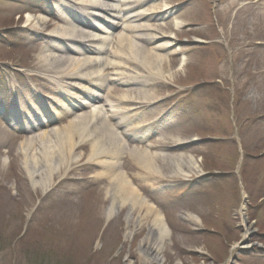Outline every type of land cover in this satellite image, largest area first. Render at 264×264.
Returning a JSON list of instances; mask_svg holds the SVG:
<instances>
[{
  "label": "rangeland",
  "instance_id": "rangeland-1",
  "mask_svg": "<svg viewBox=\"0 0 264 264\" xmlns=\"http://www.w3.org/2000/svg\"><path fill=\"white\" fill-rule=\"evenodd\" d=\"M50 2L0 0V264H264V0L187 1L179 16L156 22L175 34L169 63L174 70L185 55L181 71L171 78L164 73L154 85H113L112 95L151 93L126 119L138 121L124 131L116 129L128 147L157 155L156 169L135 162L120 143L115 147L108 138L100 142L85 130L83 139L89 141L74 136L71 151L63 152L61 159L57 155L62 163L44 190L31 185L21 166L19 144L35 132L60 128L73 116L60 115L47 127L25 131L11 115L13 104L28 100L31 89L63 102L58 93L46 91L54 86L37 73L41 70L34 55L41 34L23 26L25 11L44 13L48 24L56 23L61 15L50 9ZM174 20L181 27H172ZM193 39L207 44H181ZM107 46L112 49L113 43ZM140 47L150 48L145 43ZM110 99L114 103L115 96ZM108 108L106 116L113 113ZM164 115L169 124L158 129L155 120ZM137 128L149 131L148 146L127 139ZM192 137L213 139L186 149L174 144L176 138ZM95 141L99 155L107 158L102 164L96 155L88 158ZM188 157L209 175L184 181L190 177L178 169L196 173ZM120 172L141 196L157 204L169 229L155 261L144 257L154 235L149 220L138 223L134 217L126 222L124 210L109 220L104 216L105 188L112 184L110 176ZM185 213L200 222L186 219ZM247 227L249 233L235 245ZM247 244L249 248L243 247Z\"/></svg>",
  "mask_w": 264,
  "mask_h": 264
},
{
  "label": "bare ground",
  "instance_id": "bare-ground-1",
  "mask_svg": "<svg viewBox=\"0 0 264 264\" xmlns=\"http://www.w3.org/2000/svg\"><path fill=\"white\" fill-rule=\"evenodd\" d=\"M144 2L145 0H53L49 4L50 9L61 15L57 16V22L53 24H48L44 13H24L23 26L37 36H40V33L42 38L34 55L35 65L41 70L37 73L55 87L46 91L58 93L63 102H52L47 98L48 95L31 89L33 91L30 92L31 97L28 100L23 98L16 105L13 104L12 121L25 131H33L44 127V122L52 115L54 118L67 114L73 116L60 128L35 132L19 144L21 166L33 187L38 186L44 190L47 188L51 174L57 172L62 163V160L56 161L57 155H60L61 159L63 152L71 151L75 143L74 136L78 137L79 142L88 140L86 137L83 139L85 130L91 133L93 138L99 137L100 142H107L108 138L109 143L114 146L120 143L126 147L118 129L130 128L132 123L138 121L134 119L128 123L126 119L147 103L146 99L151 97V93L136 90V93L130 95H112L116 82L123 85H154L164 73H167L166 77L171 78L174 72L181 71L185 55L180 56V62L174 70L169 63V55L172 52L168 50L175 44V34L163 31L157 24H150L145 20L147 18L150 21L151 18L157 17V14H154L156 9L145 6ZM75 6H80L87 17ZM157 11L169 15L175 12V9L162 5ZM177 26L178 22H173V27ZM132 39H143L149 43L150 48L146 50L140 45L148 43ZM111 41L112 49L107 47ZM72 90L76 93L72 94ZM112 96H115L114 103L110 102ZM123 104L131 107H125ZM20 105L29 112L27 116ZM106 105L109 106L107 111L113 112L111 115L106 116ZM85 108L89 110L82 112ZM107 117H112L116 124L111 126L107 123ZM193 139L176 138L175 143ZM98 144L99 141L90 143L88 158L92 159L96 155L95 159L102 164L107 158L104 154L99 155ZM65 147L68 149H64ZM129 150L130 155L136 159L135 162L142 164L146 169H156L154 165L157 155L136 147ZM175 157L176 161L181 163L178 160L181 157ZM187 160L192 170L199 171L196 161L191 157ZM177 172L185 174L179 169ZM110 177L113 178L112 184L105 188V197L108 198L104 212L106 220L123 210L126 211V222L134 217L138 223L144 219L149 220L148 225L154 235L144 257L147 261L159 259L165 240L170 236L163 215L140 195L124 174L120 172ZM184 217L196 223L200 222L199 217L192 213H185ZM248 228L250 227L245 231Z\"/></svg>",
  "mask_w": 264,
  "mask_h": 264
}]
</instances>
